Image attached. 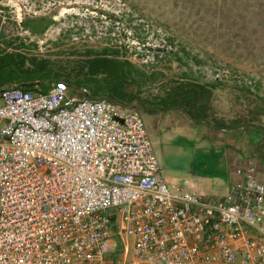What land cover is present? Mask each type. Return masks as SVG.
Wrapping results in <instances>:
<instances>
[{"label": "built area", "instance_id": "obj_1", "mask_svg": "<svg viewBox=\"0 0 264 264\" xmlns=\"http://www.w3.org/2000/svg\"><path fill=\"white\" fill-rule=\"evenodd\" d=\"M0 7L3 24L29 41L51 36L68 15L78 45L104 41L145 66L171 49L167 31L133 20L122 0H74L56 15L27 0ZM26 19L53 24L38 35ZM231 173L226 192L209 199L166 176L135 107L64 80L45 89L6 83L0 264H264V181L252 162Z\"/></svg>", "mask_w": 264, "mask_h": 264}, {"label": "rangeland", "instance_id": "obj_2", "mask_svg": "<svg viewBox=\"0 0 264 264\" xmlns=\"http://www.w3.org/2000/svg\"><path fill=\"white\" fill-rule=\"evenodd\" d=\"M27 1L48 4V15H56L60 8L71 7L74 0ZM122 1L129 12L135 13L133 20L143 18L167 31L171 49L155 65L145 66L127 50L120 51L104 41L76 44L71 36L79 28L69 26L68 15L49 29L51 36L41 37L38 42L34 38L29 41L18 27L12 31L0 16V87L6 83L37 82L39 74L32 75L26 69L39 63L45 84L37 88L45 89L57 75L58 79L84 85L94 96H112L116 100L123 96L120 102L125 100L127 105L124 93L153 107L177 105L187 116L205 121L214 129L243 124L264 127V0ZM5 11L0 7V15L7 14ZM12 57L24 60L22 71L7 62ZM103 61H110L108 69L101 67ZM114 61H126L131 66L114 68L115 72L127 74L125 84L124 79L118 84L110 74ZM96 65L99 71L90 75V67ZM14 70L15 74L11 73ZM105 70L110 71L103 73ZM116 77L124 78V74ZM237 77L245 82L238 83ZM112 83L115 87H111ZM95 87L99 92H95ZM110 88L119 94L114 96ZM136 110L140 113L142 109L136 105ZM149 135L165 173L226 178L222 153L215 144L192 138L191 143L183 145L185 149L171 146L162 153L153 133ZM262 137L261 133L259 140ZM263 148L260 146L258 151Z\"/></svg>", "mask_w": 264, "mask_h": 264}, {"label": "crops", "instance_id": "obj_3", "mask_svg": "<svg viewBox=\"0 0 264 264\" xmlns=\"http://www.w3.org/2000/svg\"><path fill=\"white\" fill-rule=\"evenodd\" d=\"M134 105L141 107L140 113L149 140L152 143V138L149 135L152 132L157 139V145L162 148V153L171 149V146L177 147L178 150L185 149L183 145L191 143L192 138L208 141L221 150V164L226 172L225 179L174 171L165 173L169 179L183 185L187 190L202 194L212 200L217 199L226 192L232 183L231 171L233 167L247 162L256 164L258 177L264 181V151L262 149L261 152L258 151V148L264 145V127L262 125L243 124L233 128L214 129L205 121L187 116L177 105L173 106L167 103V105L162 104L157 107L151 105L145 107L141 104H133L132 107L135 108ZM207 126L208 128H206ZM261 133L263 137L259 140ZM174 136H176L175 140ZM151 145L153 147V143Z\"/></svg>", "mask_w": 264, "mask_h": 264}, {"label": "trees", "instance_id": "obj_4", "mask_svg": "<svg viewBox=\"0 0 264 264\" xmlns=\"http://www.w3.org/2000/svg\"><path fill=\"white\" fill-rule=\"evenodd\" d=\"M5 62L7 61V59L6 60H4ZM7 62H9L10 63V65H14V67L16 68V69H18V71H22L23 69V66H24V60L23 59H17V60H15V57H12V59H9V61H7ZM12 62L14 63V64H12ZM110 62V61H109ZM109 62L108 61H103L100 65H101V67L103 66V67H105V69L107 68L108 69V64H109ZM113 63H116V64H114V67H113V69L111 70V73L110 74H112L113 76H115L114 78V80L118 83V84H120V83H122L123 81V79H124V84H125V82H126V79H125V77L127 76V74L126 73H124V72H122V73H119V72H115L114 71V68L116 67V66H118V68H122V66H124V69L125 68H130L131 66L126 62V61H124V62H121V61H114ZM9 65V66H10ZM97 65H98V63H97ZM97 65L96 66H92V67H90V75H94L97 71H99V68L97 67ZM99 66V65H98ZM40 67H42V64L40 65L39 63L38 64H33V67L32 68H27L26 70H29V71H31V74L32 75H35V74H39V76H37V77H39L40 79H38L37 80V82H34V83H32V82H30V83H25V82H21L20 83V86L21 87H29V88H36L37 89V86H42V84H45V82L42 80L43 79V75H42V72H43V68H40ZM15 69V70H16ZM15 70L14 71H12L11 73H14L15 74ZM116 70V69H115ZM110 70H105V72H103V73H106V72H109ZM117 71V70H116ZM20 73H22V72H20ZM45 73H47L46 71H45ZM122 74H124V78H118V77H116V76H121ZM56 76V79H54V80H52V79H50L49 80V82L51 83V81L53 82V81H55V80H64L66 83H67V85L68 86H78V85H75L74 83H71L70 81H68L67 79H65V78H61V79H58V78H60L59 76H57V75H55ZM2 85H4V84H2ZM1 85V86H2ZM47 85H49V84H47ZM109 85H111V84H109ZM111 87H115V85L112 83V86ZM41 89V88H40ZM111 89V88H110ZM111 91H112V93H114V96H117V94H119V92L117 91V90H115V89H111ZM95 92L97 93V92H99V90H98V88L97 87H95ZM123 97V96H122ZM121 96H118V98H119V100H116V99H114L112 96H110V97H108L109 99H112V100H114V101H116V102H119V103H121V104H124V105H126V106H132L133 104H135V103H137V102H139L142 106H145L146 107V105L144 104V103H142V102H140V101H137V100H134L135 98L134 97H130L129 96V94H125L124 93V98H126V101L129 103L128 105L123 101V102H120V99L122 98ZM128 97V98H127Z\"/></svg>", "mask_w": 264, "mask_h": 264}, {"label": "water", "instance_id": "obj_5", "mask_svg": "<svg viewBox=\"0 0 264 264\" xmlns=\"http://www.w3.org/2000/svg\"><path fill=\"white\" fill-rule=\"evenodd\" d=\"M22 24L29 28L32 32L40 35L47 27L53 24L51 19H33V20H24Z\"/></svg>", "mask_w": 264, "mask_h": 264}, {"label": "clouds", "instance_id": "obj_6", "mask_svg": "<svg viewBox=\"0 0 264 264\" xmlns=\"http://www.w3.org/2000/svg\"><path fill=\"white\" fill-rule=\"evenodd\" d=\"M87 88V87H86ZM94 96V95H93ZM94 97H100V96H94ZM103 97H106V98H108L107 96H103ZM112 100V99H111ZM119 103V102H118ZM121 104V103H120ZM124 105V104H123ZM126 106V105H125ZM134 106H136V105H134ZM129 107H131V106H129Z\"/></svg>", "mask_w": 264, "mask_h": 264}, {"label": "bare ground", "instance_id": "obj_7", "mask_svg": "<svg viewBox=\"0 0 264 264\" xmlns=\"http://www.w3.org/2000/svg\"><path fill=\"white\" fill-rule=\"evenodd\" d=\"M63 11V10H62Z\"/></svg>", "mask_w": 264, "mask_h": 264}]
</instances>
